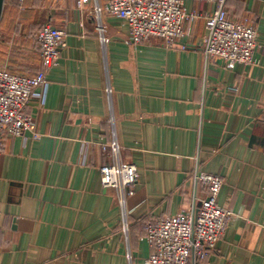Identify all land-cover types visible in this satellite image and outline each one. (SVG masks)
<instances>
[{
    "label": "crops",
    "instance_id": "0c3cea01",
    "mask_svg": "<svg viewBox=\"0 0 264 264\" xmlns=\"http://www.w3.org/2000/svg\"><path fill=\"white\" fill-rule=\"evenodd\" d=\"M108 1L5 0L0 68L32 54L19 70L36 74L40 46L27 31L42 23L65 30L67 45L29 102L39 137H2L0 264H143L147 223L192 210L206 193L199 171L223 177L217 202L234 214L190 264H264V0L228 3L229 18L258 33V63L232 68L203 53L214 3L184 0L197 17L170 47L157 37L129 44L125 19L95 11ZM113 142L139 172L125 209L102 184L113 162L102 146Z\"/></svg>",
    "mask_w": 264,
    "mask_h": 264
},
{
    "label": "built area",
    "instance_id": "2783aa9c",
    "mask_svg": "<svg viewBox=\"0 0 264 264\" xmlns=\"http://www.w3.org/2000/svg\"><path fill=\"white\" fill-rule=\"evenodd\" d=\"M63 2L65 0H54ZM88 0H78L86 2ZM215 4L213 13L205 16L207 34L203 38V53L207 59L219 57L226 66L256 64L257 29L247 21H234L226 10L227 0H208ZM96 13L125 19L128 22L127 41L139 45L150 37L174 46L186 35L185 23L197 17L188 11L184 0H109L104 6L98 2ZM67 33L61 28L45 24L36 31L40 46L41 66L34 75H20L0 68V153L3 152L2 137L5 132L23 136L30 131L34 138L40 133L35 118L27 113L29 102L39 96L38 89L47 81V73L59 63L61 51L66 47ZM103 46L107 38H100ZM186 46V45H185ZM110 94L111 88L107 86ZM113 157L111 164L101 166L104 188L117 191L118 200L126 208L128 195L139 178L136 165L120 160V148L116 142L102 146ZM195 185L204 187L206 193L195 196V206L189 212H181L147 223L146 237L152 253L143 264H190L209 254L225 233L233 211L218 204L217 198L224 179L217 174L199 171L194 177ZM127 214L125 213V229Z\"/></svg>",
    "mask_w": 264,
    "mask_h": 264
},
{
    "label": "rangeland",
    "instance_id": "374dc122",
    "mask_svg": "<svg viewBox=\"0 0 264 264\" xmlns=\"http://www.w3.org/2000/svg\"><path fill=\"white\" fill-rule=\"evenodd\" d=\"M10 3V2H9ZM27 33L29 34V35H31V37L32 36H34V38H35V34H36V32L34 33H32V29L30 28V30L29 31H27ZM36 39V38H35ZM4 43V42H3ZM31 46V45H30ZM29 46V47H30ZM32 54H30L29 56H30V58L28 57V59L27 60H25V61H23L22 59H20L19 61H10V62H8L7 64H9L11 67H12V69H11V71H13V70H15V68H18V69H25V68H28V67H30V65H33V58H32V56H31ZM6 60H4V62L1 64V65H5L6 64V62H5Z\"/></svg>",
    "mask_w": 264,
    "mask_h": 264
},
{
    "label": "trees",
    "instance_id": "16d2710c",
    "mask_svg": "<svg viewBox=\"0 0 264 264\" xmlns=\"http://www.w3.org/2000/svg\"><path fill=\"white\" fill-rule=\"evenodd\" d=\"M229 1H231V0H227V2H226V5H225V7H226V10H227V12L229 11L228 9H229V7H228V3H229ZM233 1V0H232ZM44 24L42 23L41 25H38L36 28H34V29H32V33L34 32H36L38 29H40L42 26H43ZM32 39L35 41V38H34V36H32ZM0 42H4V44H6V46L9 44V41L8 40H5V38H4V35L3 34H0ZM36 42V41H35ZM37 43V42H36ZM39 50H40V47H39ZM3 57L4 59H5V54L4 53H2L1 55H0V57ZM1 60H2V58H1ZM39 71V70H38ZM37 71V72H38ZM36 72V73H37ZM13 73H17V74H20V73H23V72H21L18 68H15V70H13ZM21 75V74H20ZM34 75V74H33Z\"/></svg>",
    "mask_w": 264,
    "mask_h": 264
},
{
    "label": "water",
    "instance_id": "95a60500",
    "mask_svg": "<svg viewBox=\"0 0 264 264\" xmlns=\"http://www.w3.org/2000/svg\"><path fill=\"white\" fill-rule=\"evenodd\" d=\"M5 0H0V21L3 15Z\"/></svg>",
    "mask_w": 264,
    "mask_h": 264
}]
</instances>
